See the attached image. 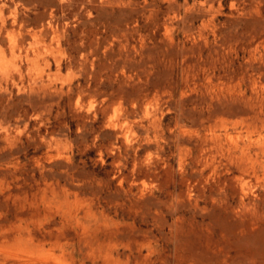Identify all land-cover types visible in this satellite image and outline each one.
I'll return each mask as SVG.
<instances>
[{
  "label": "rangeland",
  "instance_id": "obj_1",
  "mask_svg": "<svg viewBox=\"0 0 264 264\" xmlns=\"http://www.w3.org/2000/svg\"><path fill=\"white\" fill-rule=\"evenodd\" d=\"M0 264H264V0H0Z\"/></svg>",
  "mask_w": 264,
  "mask_h": 264
}]
</instances>
